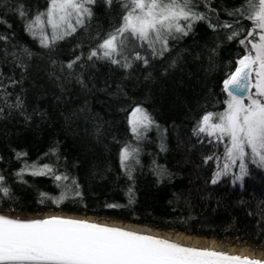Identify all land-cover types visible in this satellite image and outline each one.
Wrapping results in <instances>:
<instances>
[{"label":"trees","instance_id":"1","mask_svg":"<svg viewBox=\"0 0 264 264\" xmlns=\"http://www.w3.org/2000/svg\"><path fill=\"white\" fill-rule=\"evenodd\" d=\"M192 3L205 18L169 37L162 55L129 37L113 63L99 45L122 26L128 0H95L55 41L47 16L35 35L27 28L51 0H0V210L96 214L264 247V168L250 160L242 181L227 173L213 184L227 140L198 131L251 50V10L247 0ZM134 108L153 121L139 135Z\"/></svg>","mask_w":264,"mask_h":264},{"label":"snow or ice","instance_id":"2","mask_svg":"<svg viewBox=\"0 0 264 264\" xmlns=\"http://www.w3.org/2000/svg\"><path fill=\"white\" fill-rule=\"evenodd\" d=\"M94 2L51 0L47 13L38 14L27 25L28 31L35 35L34 25H43L45 21L42 17L47 16V23L53 30L51 41L63 39L76 30L71 23L73 15L76 22L82 25L83 18L92 15L87 5ZM128 4L131 9L123 17L122 26L99 45L101 58L111 59L113 63H119L114 57L123 53L129 37L146 42L153 55H162L168 50L169 37L187 35L192 22L205 18L193 10L192 0H128ZM247 4L251 10L247 18L254 25L248 36L255 40L258 35L259 39L248 41L251 50L238 60L235 71L224 81V91L229 97L225 101L226 109L204 115L198 129L218 140L227 138L223 170L216 173L213 184L222 174H227L237 161H240V174L235 180L242 181L248 175L246 159L264 168V0H247ZM240 11L243 12V9ZM19 14L23 16L24 12ZM181 20L188 23L182 25ZM62 24L66 27L60 33L57 30ZM40 34L41 44L49 46L48 37L43 31ZM238 35L234 32L229 39ZM240 43L245 44V40ZM97 55L98 52L93 50L89 59ZM135 58L143 59L139 53ZM144 62L147 63V60ZM127 66L130 65L126 63ZM68 67L71 68L72 64ZM152 123L143 109H135L133 132L139 135V129H147ZM131 155L125 148L121 153L122 164ZM44 167L49 168L47 165ZM3 191L7 194L8 189ZM0 264H264V261L207 248L185 247L156 236L85 220L60 216L23 220L0 215Z\"/></svg>","mask_w":264,"mask_h":264},{"label":"water","instance_id":"3","mask_svg":"<svg viewBox=\"0 0 264 264\" xmlns=\"http://www.w3.org/2000/svg\"><path fill=\"white\" fill-rule=\"evenodd\" d=\"M235 69L232 72H234ZM0 215H4L10 218L23 219V220L46 219L51 216H60V217L71 218V219L85 220L91 223H98L102 225H107L109 227H118V228H122L125 230L138 232L140 234L156 236L159 238L167 239L175 243H179L185 247H194V248H201V249L207 248V249L214 250L217 252L228 253L230 255H239L242 257H249L251 259L264 261V258H261L258 256L244 254V253H241L240 251H233L229 248V246L211 244V242H209L210 239H207V237H203L200 235L188 234L191 236H199V237L206 238L205 240L206 242L204 241L197 242L194 240H187L185 239L184 236L177 235V233L179 232L183 234H187L186 232H183V231H175L173 229L164 230V229H159L157 227L151 226L147 223H137V222L127 221V220H122V219L106 218V217H101L96 214H83V213L68 212L64 210H50V211H45L43 213H22V212H10V211H5V210H0Z\"/></svg>","mask_w":264,"mask_h":264},{"label":"rangeland","instance_id":"4","mask_svg":"<svg viewBox=\"0 0 264 264\" xmlns=\"http://www.w3.org/2000/svg\"><path fill=\"white\" fill-rule=\"evenodd\" d=\"M50 6H51V4H50ZM130 9H131V5L129 4V8H128L127 12H128ZM126 15H127V13H126ZM74 22H76L75 15H73V17H72V19H71V23L73 24ZM49 27H50L51 31L53 32L52 27H51L50 24H49ZM65 27H66V26L62 24V25L60 26V28H59L57 31L60 32V33H62V32L65 30ZM258 39H259V37H258V35H256V40H258ZM253 42H255V41H253ZM241 58H242V57H241ZM241 58H240V59H241ZM253 75H255V74H253ZM253 82H254V81H253ZM252 91L255 92V89H252ZM227 100H228V99H227ZM227 100H226V101H227ZM245 103H247V100L245 101ZM226 107H227V105H226V103H225L220 109L215 110V111H213V112H211V113H220V112H223V111L226 109ZM135 109H137V108H134V109L131 111L130 116H129V126H130L131 129H132L133 112L135 111ZM137 115H139V114H137ZM201 122H202V121H201ZM213 122H215V119L213 120ZM200 126H201V124H200ZM224 140L226 141L227 138H225ZM248 161H250V159H246V161H245L246 165L248 164ZM239 163H240V161H237L236 165L233 166V167L231 168V170L228 172V173H231V174L233 175V178H234V179H235L236 176H238V175L240 174ZM222 170H223V169H218V170L214 171V172H213V177H215V175H216V173H217L218 171H222ZM175 231H176V230H175ZM203 237H207V236H203ZM207 239L214 240V241H220V242H223V243H225V244H227V245H228V244H232V245L237 246L238 248H240V247H242V246H247L250 250L254 251L255 254H257V253L260 252L261 255L264 257V247H261V246H253V245H251V244H246V243L239 245V244H234V243H232V242H230V241L219 240V239H217V238H215V237H214V238H213V237H211V238L207 237ZM227 245H224V246H227Z\"/></svg>","mask_w":264,"mask_h":264},{"label":"bare ground","instance_id":"5","mask_svg":"<svg viewBox=\"0 0 264 264\" xmlns=\"http://www.w3.org/2000/svg\"><path fill=\"white\" fill-rule=\"evenodd\" d=\"M177 235L179 236H184L185 239L187 240H194V241H197V242H201V241H204L206 242V238H203V237H199V236H191V235H188V234H183L181 232L177 233ZM220 240V239H219ZM208 242V240H207ZM209 242H211V244H214V245H227L223 242H220V241H214V240H210ZM227 246H229V248L233 251H240L241 253H244V254H249V255H253V256H258V257H261V258H264L261 253H257L255 254L254 251L250 250L247 246H242L240 248H238L237 246L235 245H232V244H228Z\"/></svg>","mask_w":264,"mask_h":264}]
</instances>
